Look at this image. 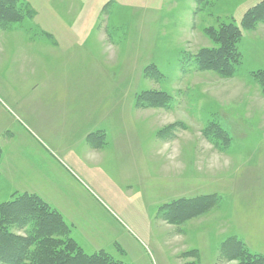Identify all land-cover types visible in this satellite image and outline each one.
<instances>
[{
    "label": "rangeland",
    "instance_id": "obj_1",
    "mask_svg": "<svg viewBox=\"0 0 264 264\" xmlns=\"http://www.w3.org/2000/svg\"><path fill=\"white\" fill-rule=\"evenodd\" d=\"M261 1L11 0L0 204L39 197L109 264H264V21L230 77L195 63Z\"/></svg>",
    "mask_w": 264,
    "mask_h": 264
},
{
    "label": "trees",
    "instance_id": "obj_2",
    "mask_svg": "<svg viewBox=\"0 0 264 264\" xmlns=\"http://www.w3.org/2000/svg\"><path fill=\"white\" fill-rule=\"evenodd\" d=\"M10 1L0 0L1 20L12 8ZM260 21H264V0L245 13L241 28L228 24L206 30L216 48L198 51L195 56L198 68L230 77L240 59L236 46L241 31L252 29ZM259 80L264 83V73L259 74ZM152 95L155 96L140 95L135 105L141 104L142 100L150 106L165 107L163 94ZM65 227L59 216L39 197L16 194L0 204V264H109L93 256H84L74 247L73 241L66 238L69 231ZM14 231L19 232L18 235H14Z\"/></svg>",
    "mask_w": 264,
    "mask_h": 264
}]
</instances>
